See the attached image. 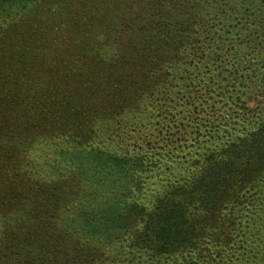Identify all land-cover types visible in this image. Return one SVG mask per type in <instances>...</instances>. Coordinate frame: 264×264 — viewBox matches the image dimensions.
<instances>
[{"label": "trees", "instance_id": "16d2710c", "mask_svg": "<svg viewBox=\"0 0 264 264\" xmlns=\"http://www.w3.org/2000/svg\"><path fill=\"white\" fill-rule=\"evenodd\" d=\"M32 3L39 0H0V18L14 23L13 40L20 37L13 47L26 78H32L36 64L25 63H32L31 50L40 51L29 46L34 39L22 44L29 22L21 12ZM52 4L48 0L47 5ZM53 7L66 18L60 28L70 26L54 33L57 45L40 52L44 58L39 64L49 68L39 71H44L37 86L42 94L25 97L37 109L21 113L12 97L6 99L0 115L8 120L0 138L19 141L30 129L39 135L88 140L95 134L90 131L93 123L126 125L136 114H146L149 105L157 106L173 122L181 121L172 127L181 135L174 140L183 142L181 158L194 168L202 164L201 169L194 171L183 205L168 198L160 211L148 213L138 201L127 200L123 227L143 224L135 231L137 246L160 260L177 257L184 246L198 251L222 222L231 235L215 234L223 247L214 264H264V106L250 107V92L264 89V0H60ZM50 55L54 57L45 58ZM2 70L7 69H0V84L10 80ZM142 120L136 128L138 141L146 131ZM94 152L84 161L90 175L123 173L142 191L143 181L126 173L144 171L139 151L133 157ZM172 153L167 152L170 159ZM60 180L64 193L48 201L57 206L67 200L65 188L71 184ZM107 182L95 177L93 185ZM230 203L229 214L221 217ZM182 206L190 210L184 226ZM34 225L28 239L1 243L0 264H124L104 255L86 256L85 247L78 251L73 243L67 246L65 238L52 237L43 221ZM61 231L69 234L65 225ZM232 235L235 245L227 247ZM185 261L204 264L197 257Z\"/></svg>", "mask_w": 264, "mask_h": 264}, {"label": "rangeland", "instance_id": "374dc122", "mask_svg": "<svg viewBox=\"0 0 264 264\" xmlns=\"http://www.w3.org/2000/svg\"><path fill=\"white\" fill-rule=\"evenodd\" d=\"M59 1L53 0V4L48 6V0H39V3H32L21 12L22 17L25 15V21L29 22L23 30L22 44L25 46L34 39L29 46H37L40 50L36 52L32 49V63L25 62L27 66L36 63L31 71L32 78H26L23 75L25 71H21L16 62L17 59L20 62L21 57L17 58L13 46L19 43L20 37L15 40L11 38L14 23L8 18H0V69H7L2 71L10 76L9 81L0 84L2 111V103L10 97L21 113L27 112L29 108L37 109L28 104L25 97L34 93L42 94L37 86L40 85L39 80L44 71H39L49 68L48 65L39 64L44 58L40 52L43 53V48L45 50L49 45H57L58 38L53 40L54 33L57 36L58 31L70 26L60 28L65 25L66 18L59 17L54 10L53 6ZM22 27L24 28V24ZM23 45L19 52H22ZM50 57L54 55L45 58ZM47 79L52 80L53 77L48 76ZM261 82L259 79L258 86ZM250 93V107H263L264 89L257 88ZM53 94L56 98L60 97V92ZM10 107L9 104L7 109ZM145 112L146 114H136L133 122L126 125L93 123L90 131L94 130L95 134L88 140L39 135L32 133L30 129L25 131L19 141L0 138V245L10 238L16 237L17 242L19 239H28L35 230L34 224L41 220L45 230L50 227L52 237L65 238L67 246H72L73 243L78 246V251L85 247L86 256L95 254L99 258V255H104L114 259V262L122 260L124 264H187L185 260L190 256L199 258L204 264H214L217 252L223 247L215 234H230V228H222V222L207 235L198 251L192 252L184 246L177 257L160 260L153 258L151 251L137 246L139 242L138 237H134L135 231L141 229L143 224H134L131 228L122 225L121 218L126 212L127 200L138 201L148 213L160 211L168 198L180 199L183 205L184 193L189 188L194 171L200 170L202 165L194 168V164L186 163L181 158L184 156V150L180 147L183 142L174 141L181 135L176 134L175 128L172 129L181 123L180 120L173 122L170 115L157 106L154 108L149 105V110ZM37 117L38 113L34 112V120ZM141 119L146 131L141 133L144 138L138 141L139 138H135L139 135L136 128ZM7 120V116L0 115V134L6 127ZM169 150H172L174 158L168 157ZM93 151L95 154H128L130 157L139 151V155L145 159L144 171L139 170L138 173L132 169L126 170V173L143 181L142 191L128 183L123 173L90 175L91 168L85 162ZM204 152L205 150L200 153ZM151 161L153 164L150 166ZM95 177H101L102 182L108 179L109 182L103 186H94ZM60 179L71 184H67L65 188L67 200L64 202L62 199L57 206L48 201L54 194L59 196L64 193L59 187ZM232 207L231 203L225 204L221 217L229 214ZM181 208L180 222L184 226L190 210L186 211L185 206ZM62 225L66 226L68 235L61 231ZM186 229L187 226L184 228L185 233ZM232 240L227 247L235 245L236 235H232ZM15 250L20 249L16 247Z\"/></svg>", "mask_w": 264, "mask_h": 264}]
</instances>
